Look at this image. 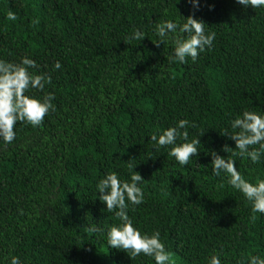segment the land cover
Masks as SVG:
<instances>
[{
	"label": "trees",
	"instance_id": "1",
	"mask_svg": "<svg viewBox=\"0 0 264 264\" xmlns=\"http://www.w3.org/2000/svg\"><path fill=\"white\" fill-rule=\"evenodd\" d=\"M197 3L0 0V59H33L29 71L51 81L31 94H54L40 126L18 121L15 140L0 147V264L9 254L21 264H154L106 244L116 220L95 185L108 171L127 179L129 164L145 194L129 215L141 231L160 232L173 264H206L212 253L222 264L264 257V214L213 176L208 155L234 159L248 180L264 176V154L256 163L232 157L221 146L234 142L219 134L242 109L264 112V8ZM189 15L215 33L212 47L170 61L172 45L155 44L154 25ZM134 29L146 36L130 39ZM178 119L200 141L184 166L148 137Z\"/></svg>",
	"mask_w": 264,
	"mask_h": 264
},
{
	"label": "clouds",
	"instance_id": "2",
	"mask_svg": "<svg viewBox=\"0 0 264 264\" xmlns=\"http://www.w3.org/2000/svg\"><path fill=\"white\" fill-rule=\"evenodd\" d=\"M189 2L193 8L198 7L197 0ZM235 3L245 9L249 6L264 8V0H235ZM6 18L11 21L16 19L11 12ZM204 25L193 15L183 17V22L163 20L154 25L153 31L158 38L155 44L170 41V61L181 64L186 58L195 61L199 53L212 47L215 37V33L207 31ZM145 36L144 31L134 29L130 39L141 41ZM35 67V61L28 56H21L18 62L0 59V147L9 146L15 140L14 125L18 121L38 127L50 110L54 111L53 93L36 96L30 92L43 91L51 81V77L46 74L29 71ZM52 68L60 69V62L55 61ZM188 126V120L178 119L172 126L152 133L148 137L153 142V149L167 147V155L179 166L188 164L190 157H195L198 153L197 145L200 144L198 137L189 139ZM219 134L234 142V147L222 145L221 151L228 154L230 149H234L232 157H246L256 163L264 154V112L242 109L229 121L228 128L222 129ZM208 155L211 158L213 176L223 174L226 183L250 204L251 212L264 214V176L248 180L237 169L234 159H226V156L219 155L215 150H210ZM128 169L127 179L120 178L116 171H108L95 185L98 200L104 205L103 211L113 213L116 220L105 229L106 244L109 248L123 250L131 257L143 254L150 257L154 264H173L170 253L160 238V232L141 231L129 215L131 206L144 202L145 194L141 186L144 179L133 170V164H129ZM88 230L97 231L94 226H89ZM7 264H21V260L18 256L9 254ZM206 264H222L221 258L212 253L206 257ZM246 264H264V257L250 254Z\"/></svg>",
	"mask_w": 264,
	"mask_h": 264
}]
</instances>
